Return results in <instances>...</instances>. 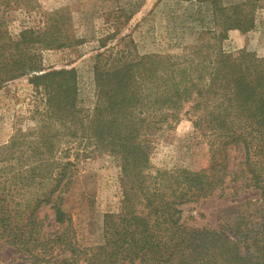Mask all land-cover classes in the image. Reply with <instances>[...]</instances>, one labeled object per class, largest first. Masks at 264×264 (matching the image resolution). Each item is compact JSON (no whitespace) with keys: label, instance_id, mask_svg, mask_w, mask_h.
I'll use <instances>...</instances> for the list:
<instances>
[{"label":"trees","instance_id":"1","mask_svg":"<svg viewBox=\"0 0 264 264\" xmlns=\"http://www.w3.org/2000/svg\"><path fill=\"white\" fill-rule=\"evenodd\" d=\"M208 1L213 29L181 53L98 52L90 107L78 97L72 67L41 62L43 49L77 41L64 33L63 10L41 12L39 26L16 36L0 21V87L27 76L40 102L34 124L14 127L0 144V240L16 253L0 264H264V56L217 43L228 29L250 30L257 12L264 18V0ZM1 4L32 10L36 0ZM185 105L202 138H187L190 164L152 169L157 138ZM103 155L118 164L122 196L118 210L104 214L100 239L80 245L66 193L79 161ZM248 189L257 197L235 201L232 232L180 221L183 203ZM41 206L51 220L39 215Z\"/></svg>","mask_w":264,"mask_h":264},{"label":"rangeland","instance_id":"2","mask_svg":"<svg viewBox=\"0 0 264 264\" xmlns=\"http://www.w3.org/2000/svg\"><path fill=\"white\" fill-rule=\"evenodd\" d=\"M35 5L34 9L27 10L1 4L0 21L10 35L16 36L23 28L39 26L41 12L63 10L69 18V23L63 25L64 33L77 41L69 47L43 49L41 62L44 67H72L76 73L78 97L86 107L94 101L93 65L98 52L125 47L135 54H178L185 46L205 40V30H212L214 26L208 0H36ZM102 38L104 46L100 45ZM217 43L225 51L246 49L264 56L262 13H256L250 30L228 29ZM35 106L40 107L39 97L34 94L27 76L0 87V144L9 139L14 127L26 129L34 124L30 114ZM187 109L185 105L180 120L157 138L150 154L152 169L190 164L187 138L194 137V143L202 138L194 132L192 116L183 114ZM236 151L233 155L237 157ZM77 166L78 173L66 193L65 208L78 243L88 246L100 239L104 214L118 210L122 187L118 164L110 156L87 157ZM245 191L237 198L219 196V191H215L183 203L179 206L180 221L192 229L222 226L225 232H232L229 217L232 206L241 199L257 197L258 191ZM38 213L45 216V222L52 218L46 206H41ZM15 257L13 248L0 240V263Z\"/></svg>","mask_w":264,"mask_h":264}]
</instances>
